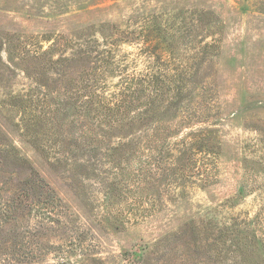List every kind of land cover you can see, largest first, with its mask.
<instances>
[{"label": "rangeland", "instance_id": "374dc122", "mask_svg": "<svg viewBox=\"0 0 264 264\" xmlns=\"http://www.w3.org/2000/svg\"><path fill=\"white\" fill-rule=\"evenodd\" d=\"M0 264H264V0H0Z\"/></svg>", "mask_w": 264, "mask_h": 264}]
</instances>
